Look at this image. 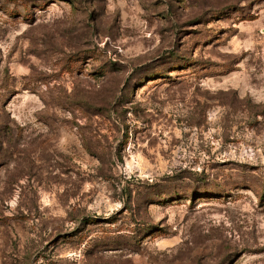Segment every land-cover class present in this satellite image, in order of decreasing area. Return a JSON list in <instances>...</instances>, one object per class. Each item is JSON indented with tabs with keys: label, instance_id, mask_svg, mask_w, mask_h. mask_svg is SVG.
<instances>
[{
	"label": "rangeland",
	"instance_id": "1",
	"mask_svg": "<svg viewBox=\"0 0 264 264\" xmlns=\"http://www.w3.org/2000/svg\"><path fill=\"white\" fill-rule=\"evenodd\" d=\"M0 264H264V0H0Z\"/></svg>",
	"mask_w": 264,
	"mask_h": 264
}]
</instances>
